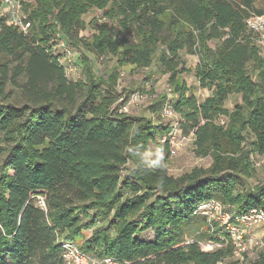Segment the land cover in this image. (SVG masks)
<instances>
[{"label":"trees","instance_id":"obj_1","mask_svg":"<svg viewBox=\"0 0 264 264\" xmlns=\"http://www.w3.org/2000/svg\"><path fill=\"white\" fill-rule=\"evenodd\" d=\"M17 1L28 31L0 18V264H66L67 241L123 264H219L232 256L231 238L213 234L196 211L211 200L238 214L264 211V184L248 186L251 155L264 156V58L246 24L264 10L252 0ZM99 12L108 22L81 38L83 17ZM56 36L80 51L83 81L70 80L54 55ZM184 55L198 58L193 69ZM154 63L173 94L152 103L157 125L121 111L134 91L120 101L117 90L123 70ZM191 70L198 88L182 78ZM197 89L211 95L200 101ZM235 95L241 102L230 110ZM169 101L182 135H194L196 155L211 157L208 169L170 174V144L161 142L171 131L161 117ZM152 145L163 149L162 167L141 159H155ZM150 230L154 238L140 236ZM205 241L218 246L205 251ZM251 264H264V251Z\"/></svg>","mask_w":264,"mask_h":264},{"label":"rangeland","instance_id":"obj_2","mask_svg":"<svg viewBox=\"0 0 264 264\" xmlns=\"http://www.w3.org/2000/svg\"><path fill=\"white\" fill-rule=\"evenodd\" d=\"M252 1L256 9L264 10V0ZM19 17H24V15H22L21 13V10L19 13ZM0 18L6 19L9 24H13L16 19L13 9L5 3V0H0ZM83 19L88 24L87 29L80 32V37L83 39H89L93 34H95V32L97 33V30L94 28L93 24H104L108 22V20L104 16V12H99L97 14H88L85 15ZM127 38L132 44L137 43V41L131 34H128ZM54 43L56 46H54L53 52L54 55L60 59V62L66 65V68L70 67L71 65L78 67V71L76 72L67 71L68 78L74 82L83 81L85 77L83 74V64L80 51L78 49H75L72 45L68 44L66 40L62 38V36H56L54 39ZM255 47L257 48L256 45ZM257 50L259 51V54L264 58V54L261 52V50L259 48H257ZM184 60L186 62V67L189 69H193L195 64H197L198 62L197 57L190 55H184ZM104 61L105 60L103 59L97 60L95 67L96 72L99 76L106 75L109 69L107 67V62ZM111 65L112 62L109 66ZM182 78L188 86L198 88V83L193 74V70H191L189 73L183 74ZM117 90L122 96V99L120 101H122L126 96H129V94L134 91V93L130 94L129 101L125 104L128 105L129 109V111L126 112L127 114L131 116H147L148 118H152L155 125L159 124V122L157 118L151 114L150 107L152 103L154 101H157L162 94L166 95L170 100L173 98V94L171 93V86L169 84V76L161 74L159 71H157L155 63L149 68H128L126 70H123L121 77L118 80ZM210 95L211 92L207 89H197V97L200 101H203ZM240 102V97L235 95L230 97V99L226 103V106L227 108L232 110L234 106L236 104H239ZM177 118L179 122L182 123V117L179 114H177ZM176 149L177 150L175 155H172L170 151V159L168 164L170 174L175 177H180L188 174L196 168L208 169L212 164L211 157H201L196 155L194 135L184 136L180 131V134L177 137ZM151 150L155 151L156 146L152 145ZM151 157L152 156L148 157V159ZM251 161L254 170V177L248 181V186L264 184V156L252 154ZM132 168L133 163L129 162L123 169L122 174H128ZM224 208V211L230 210L229 207L225 206ZM224 216L225 215H223L219 221H217L216 219L210 221L214 225L211 228V232L213 234H216L217 237H223L225 236L224 234L229 235V232L227 231L226 225L223 221ZM91 234L92 230L88 231V233L86 234V238ZM140 236L143 239L154 238V234L151 230L142 233ZM232 243L235 247L234 254L227 257L223 262L219 264H231L233 262H238V264L253 263V261L257 259L258 254L264 251V223L253 224L249 228L248 232L244 234L242 245H239V242L234 243L232 241ZM78 245L81 247V242L78 243ZM217 245L218 244L213 241H205L201 244L202 248L205 251H212Z\"/></svg>","mask_w":264,"mask_h":264},{"label":"built area","instance_id":"obj_3","mask_svg":"<svg viewBox=\"0 0 264 264\" xmlns=\"http://www.w3.org/2000/svg\"><path fill=\"white\" fill-rule=\"evenodd\" d=\"M5 3L13 9L14 16H16L13 24L21 28L24 32H27L31 27V24L25 21V17H19L21 10V5L19 2H17V0H5ZM246 24L253 43L264 54V14H253L250 18H248ZM64 66L66 68V65ZM66 71L76 72L78 71V67L71 65L70 67L66 68ZM121 111L128 112V105H124L121 108ZM177 114L178 113L174 110V107L170 101L164 106L161 114L162 120L165 121V123L171 128L170 133L164 136L161 142H169L172 155L176 154L177 137L181 131V122H179ZM219 123L225 125L226 119H221ZM39 203L42 207H45V203L42 199L39 200ZM224 207L225 206L222 204V202L211 200L199 205L196 214L205 217L211 227L214 226L213 223L210 222L211 220L216 219L219 221L221 217L225 215L223 221L226 225L227 231L229 232L230 236H228L234 243L239 242V245H242L243 236L248 232L249 228L255 223H264V211L261 209L252 210L245 214H238L228 210L224 211ZM63 248L65 250L64 258L66 264H123L122 262L111 257H106L104 259L94 258L84 253L80 247L72 241L64 242Z\"/></svg>","mask_w":264,"mask_h":264},{"label":"clouds","instance_id":"obj_4","mask_svg":"<svg viewBox=\"0 0 264 264\" xmlns=\"http://www.w3.org/2000/svg\"><path fill=\"white\" fill-rule=\"evenodd\" d=\"M131 150V149H130ZM152 152H147L142 154L141 159L148 165L150 168H157L163 166L164 160V152L162 148H157L155 151V159H148V157L152 156Z\"/></svg>","mask_w":264,"mask_h":264}]
</instances>
